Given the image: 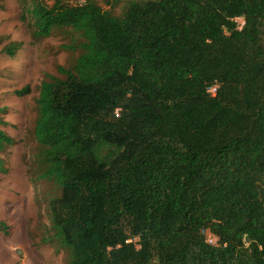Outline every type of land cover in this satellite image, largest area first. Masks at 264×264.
Here are the masks:
<instances>
[{"label":"trees","instance_id":"16d2710c","mask_svg":"<svg viewBox=\"0 0 264 264\" xmlns=\"http://www.w3.org/2000/svg\"><path fill=\"white\" fill-rule=\"evenodd\" d=\"M104 2L26 8L76 53L35 100L42 241L66 264H264V0Z\"/></svg>","mask_w":264,"mask_h":264},{"label":"rangeland","instance_id":"374dc122","mask_svg":"<svg viewBox=\"0 0 264 264\" xmlns=\"http://www.w3.org/2000/svg\"><path fill=\"white\" fill-rule=\"evenodd\" d=\"M38 1L52 6L81 0ZM94 1L109 9L104 0ZM126 1L118 0L111 11L118 13ZM30 6L31 0H0V129L13 140L0 156V264H66L56 243L42 241L51 233L46 201L59 189L39 176L45 167L32 128L40 83L62 77L56 66L69 67L76 53L65 46L72 41L65 28L55 27L44 38L33 34L26 10ZM10 44H19L12 54L6 50ZM23 88L29 90L16 93Z\"/></svg>","mask_w":264,"mask_h":264},{"label":"built area","instance_id":"2783aa9c","mask_svg":"<svg viewBox=\"0 0 264 264\" xmlns=\"http://www.w3.org/2000/svg\"><path fill=\"white\" fill-rule=\"evenodd\" d=\"M233 21L236 23V26L237 28L239 29L243 23V16H236L233 18ZM215 88H216V85L210 87L208 89V91L211 93V95L214 94L215 92ZM211 235L213 238H209V237H206V235ZM205 237H206V242L211 244V245H216L215 244V241H216V237L213 236L211 233H209L208 231L205 232ZM138 238L136 236H130L126 239V242H132V243H135V247H137L138 245L136 244Z\"/></svg>","mask_w":264,"mask_h":264},{"label":"water","instance_id":"95a60500","mask_svg":"<svg viewBox=\"0 0 264 264\" xmlns=\"http://www.w3.org/2000/svg\"><path fill=\"white\" fill-rule=\"evenodd\" d=\"M17 252V254L20 256V251L18 250V251H16Z\"/></svg>","mask_w":264,"mask_h":264}]
</instances>
